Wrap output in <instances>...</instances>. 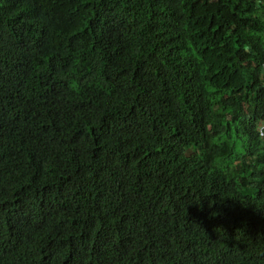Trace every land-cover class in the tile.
I'll use <instances>...</instances> for the list:
<instances>
[{
	"label": "trees",
	"instance_id": "16d2710c",
	"mask_svg": "<svg viewBox=\"0 0 264 264\" xmlns=\"http://www.w3.org/2000/svg\"><path fill=\"white\" fill-rule=\"evenodd\" d=\"M0 264H264V0H0Z\"/></svg>",
	"mask_w": 264,
	"mask_h": 264
}]
</instances>
